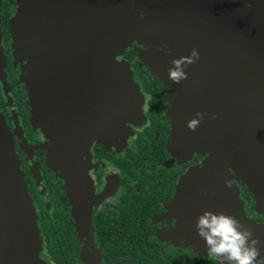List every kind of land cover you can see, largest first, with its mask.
Segmentation results:
<instances>
[{"label":"water","instance_id":"95a60500","mask_svg":"<svg viewBox=\"0 0 264 264\" xmlns=\"http://www.w3.org/2000/svg\"><path fill=\"white\" fill-rule=\"evenodd\" d=\"M14 3L13 54L28 60L31 76L40 75L32 77L34 95L39 90L42 100L48 97L52 69L60 78L68 70L86 68L93 82L103 83L116 130L117 121L122 131L125 122L138 124L143 115L142 93L129 64L119 58L128 46L140 45L139 59L163 76L169 75L173 58L197 49L199 59L184 69L187 79L179 83V126L172 142L184 157L193 152L206 156L201 167L192 168L179 183V210L184 214L179 230L191 237L198 251L207 252L197 234V219L205 210L222 212L249 227L264 252V224L245 216L235 184L245 185L255 210L264 213V15L248 12L234 0ZM197 112L205 115L193 131L187 123ZM41 115L48 125L42 106ZM225 179L233 180L231 188ZM221 186L223 191L216 188ZM1 216L7 233L0 235V264H42L35 215L0 112Z\"/></svg>","mask_w":264,"mask_h":264},{"label":"flooded vegetation","instance_id":"af4514ba","mask_svg":"<svg viewBox=\"0 0 264 264\" xmlns=\"http://www.w3.org/2000/svg\"><path fill=\"white\" fill-rule=\"evenodd\" d=\"M234 1L264 15V0ZM15 12L14 0H0V112L35 215L42 264H218L179 230V183L206 156L184 157L173 146L179 83L156 74L133 43L119 58L143 96L138 124L125 122L120 131L117 121L116 130L103 83L93 82L86 68L60 78L52 69L42 100L31 83L40 75L31 76L28 60L13 54ZM235 184L245 216L264 224L248 188ZM4 221L0 235L7 233Z\"/></svg>","mask_w":264,"mask_h":264},{"label":"clouds","instance_id":"9594fccd","mask_svg":"<svg viewBox=\"0 0 264 264\" xmlns=\"http://www.w3.org/2000/svg\"><path fill=\"white\" fill-rule=\"evenodd\" d=\"M140 16L143 18L144 13L141 12ZM198 59L199 53L195 48L189 55L173 58L168 78L176 84L187 79L184 69ZM204 115L197 112L195 118L188 121L187 127L194 131ZM211 118L215 119V113ZM224 183L231 188L233 180L225 179ZM196 228L198 236L205 242L208 255L214 257L218 264H264L259 237L236 217L205 210L199 215Z\"/></svg>","mask_w":264,"mask_h":264},{"label":"rangeland","instance_id":"374dc122","mask_svg":"<svg viewBox=\"0 0 264 264\" xmlns=\"http://www.w3.org/2000/svg\"><path fill=\"white\" fill-rule=\"evenodd\" d=\"M17 57V56H16ZM8 131V130H7ZM8 133H10L9 131H8ZM10 136H11V134H10ZM12 138V137H11ZM12 142H13V140H12ZM52 153V152H51ZM33 214H34V212H33Z\"/></svg>","mask_w":264,"mask_h":264}]
</instances>
